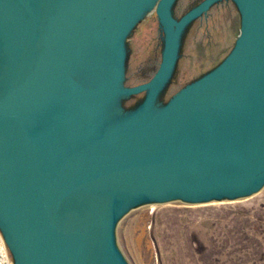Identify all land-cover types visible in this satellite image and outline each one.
Masks as SVG:
<instances>
[{
    "label": "water",
    "instance_id": "obj_1",
    "mask_svg": "<svg viewBox=\"0 0 264 264\" xmlns=\"http://www.w3.org/2000/svg\"><path fill=\"white\" fill-rule=\"evenodd\" d=\"M175 0H0V233L13 264H128L113 228L129 207L243 196L264 182V0L226 58L157 101L185 26ZM159 68L123 87V40L147 10ZM147 88L130 111L129 93Z\"/></svg>",
    "mask_w": 264,
    "mask_h": 264
},
{
    "label": "rangeland",
    "instance_id": "obj_2",
    "mask_svg": "<svg viewBox=\"0 0 264 264\" xmlns=\"http://www.w3.org/2000/svg\"><path fill=\"white\" fill-rule=\"evenodd\" d=\"M199 1L177 0L174 13L181 15ZM154 15L147 10L132 31V57L142 63L156 41ZM240 27V12L232 0L216 2L194 19L182 34L173 88L221 63ZM129 63L132 67V59ZM113 235L128 264H264V182L234 198H172L129 207L116 220Z\"/></svg>",
    "mask_w": 264,
    "mask_h": 264
},
{
    "label": "flooded vegetation",
    "instance_id": "obj_3",
    "mask_svg": "<svg viewBox=\"0 0 264 264\" xmlns=\"http://www.w3.org/2000/svg\"><path fill=\"white\" fill-rule=\"evenodd\" d=\"M176 1L177 0L173 2L170 8V12L176 19H179L183 14H185L192 7L199 4L202 0L194 4L187 11L183 12L181 15H176L174 13V5ZM154 16L157 24V36L155 37L156 41L154 46L150 47L151 51H149V55L146 58V60H144V63H142V61L140 62V60L137 57H132L134 54L133 44H132V34H133L132 31L135 28V26L125 36L123 40L124 48H125V61H124V70H123V78H122L123 87H135L147 83L149 80H151V78L155 75V73L159 68L162 58L163 47H164V32L156 15ZM190 23H188L185 26L182 34L184 33L186 27H188ZM182 34L179 39L177 57L174 61L172 72L169 78L166 80V84L157 93V101L162 105H166L176 92H178L185 86L189 85L190 83L200 78V77L194 78L193 80L187 83H184L179 86H174L173 88V85L175 83L174 77L177 68V62L180 57V51L182 46ZM130 59H132V67L130 66L129 63ZM133 61H136L135 65L133 64ZM146 94H147V88H144L137 92L129 93L125 98L121 100V108L126 111H130L134 109L138 104H140L144 100Z\"/></svg>",
    "mask_w": 264,
    "mask_h": 264
},
{
    "label": "built area",
    "instance_id": "obj_4",
    "mask_svg": "<svg viewBox=\"0 0 264 264\" xmlns=\"http://www.w3.org/2000/svg\"><path fill=\"white\" fill-rule=\"evenodd\" d=\"M0 264H13V261L9 258L5 241L0 233Z\"/></svg>",
    "mask_w": 264,
    "mask_h": 264
}]
</instances>
